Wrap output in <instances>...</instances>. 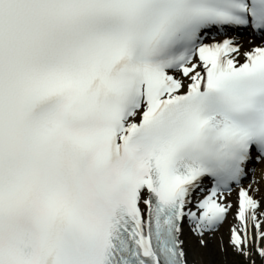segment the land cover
<instances>
[{
    "label": "snow or ice",
    "instance_id": "6c2138e0",
    "mask_svg": "<svg viewBox=\"0 0 264 264\" xmlns=\"http://www.w3.org/2000/svg\"><path fill=\"white\" fill-rule=\"evenodd\" d=\"M264 264V0H0V264Z\"/></svg>",
    "mask_w": 264,
    "mask_h": 264
},
{
    "label": "bare ground",
    "instance_id": "6f19581e",
    "mask_svg": "<svg viewBox=\"0 0 264 264\" xmlns=\"http://www.w3.org/2000/svg\"><path fill=\"white\" fill-rule=\"evenodd\" d=\"M227 224L225 225H222L221 228L219 229V233L220 235L222 236H227V227H226ZM215 234L216 233H213L211 239H207L205 240V244L203 246L206 247V250L207 252H209V254H207L208 256H210V259H209V263L210 264H219L218 262L220 261V255L219 252L217 251L218 247L216 245L217 241H215ZM202 246V247H203ZM195 249H196V254H203L201 257L197 258L195 257L196 259V264H206L205 263V257L204 255H206L207 252H203V249L201 248L200 245H194ZM226 249V248H225Z\"/></svg>",
    "mask_w": 264,
    "mask_h": 264
},
{
    "label": "rangeland",
    "instance_id": "374dc122",
    "mask_svg": "<svg viewBox=\"0 0 264 264\" xmlns=\"http://www.w3.org/2000/svg\"><path fill=\"white\" fill-rule=\"evenodd\" d=\"M223 227V226H222ZM226 227H227V225H226ZM215 241H217V243H216V245H217V247H218V243H219V240H218V237H217V235L215 234ZM222 237H223V239H224V246H225V250H224V252L223 253H221L218 249H217V251L219 252V254L220 255H222V256H220V261L218 262L219 264H232V262L233 261H238L240 258L239 257H237V256H235V254L234 253H232L228 248H227V236L225 235V236H223L222 235ZM201 248L203 249V252L205 251V252H207V250H206V247L205 246H201ZM207 254H209V252H207L206 253V255H204V257H205V263L206 264H210L209 263V259H210V256H208ZM203 254H196V257L197 258H199V257H201Z\"/></svg>",
    "mask_w": 264,
    "mask_h": 264
}]
</instances>
